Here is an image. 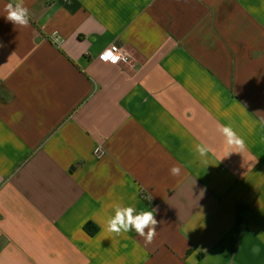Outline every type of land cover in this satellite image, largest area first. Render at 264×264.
Segmentation results:
<instances>
[{"label": "crops", "instance_id": "obj_1", "mask_svg": "<svg viewBox=\"0 0 264 264\" xmlns=\"http://www.w3.org/2000/svg\"><path fill=\"white\" fill-rule=\"evenodd\" d=\"M10 2L0 264H264V0H23L27 27ZM115 205L155 209L151 243L105 230Z\"/></svg>", "mask_w": 264, "mask_h": 264}, {"label": "clouds", "instance_id": "obj_2", "mask_svg": "<svg viewBox=\"0 0 264 264\" xmlns=\"http://www.w3.org/2000/svg\"><path fill=\"white\" fill-rule=\"evenodd\" d=\"M6 12L5 19L15 26L27 27L29 25L30 12L24 6L23 0H14V2L8 3L6 5ZM111 55L112 53L109 52L102 58L108 59V56ZM112 59L113 62H116L119 58L112 57ZM217 131L224 136L228 148L243 147V140L230 125H219ZM194 150L200 157H205L210 149L207 145L196 144L194 145ZM170 172L174 176L178 175L180 168L173 166ZM134 211L133 207L115 205V215L106 221L105 230L117 235L135 230L138 235L145 237L147 243H151L156 235V225L158 223L154 215L155 209L136 215H133ZM145 229H148L147 233H145Z\"/></svg>", "mask_w": 264, "mask_h": 264}, {"label": "built area", "instance_id": "obj_3", "mask_svg": "<svg viewBox=\"0 0 264 264\" xmlns=\"http://www.w3.org/2000/svg\"><path fill=\"white\" fill-rule=\"evenodd\" d=\"M52 42L57 43V37H52ZM109 52L112 53L111 56H108V59H103L102 57L107 55ZM112 57H118L119 59L116 62H113ZM98 58L105 63L111 64V65H121V66H128L130 64V56L128 53L122 48L121 46L117 45H111L107 49H105L103 52H101L98 56Z\"/></svg>", "mask_w": 264, "mask_h": 264}, {"label": "trees", "instance_id": "obj_4", "mask_svg": "<svg viewBox=\"0 0 264 264\" xmlns=\"http://www.w3.org/2000/svg\"><path fill=\"white\" fill-rule=\"evenodd\" d=\"M83 230L90 236L96 233V228L89 223L84 225Z\"/></svg>", "mask_w": 264, "mask_h": 264}]
</instances>
